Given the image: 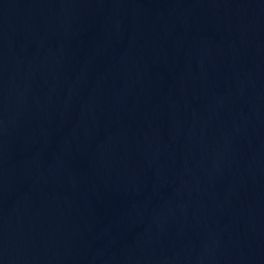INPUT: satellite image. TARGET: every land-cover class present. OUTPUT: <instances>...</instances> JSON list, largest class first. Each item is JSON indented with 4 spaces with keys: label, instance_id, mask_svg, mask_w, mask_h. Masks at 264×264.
Segmentation results:
<instances>
[{
    "label": "water",
    "instance_id": "95a60500",
    "mask_svg": "<svg viewBox=\"0 0 264 264\" xmlns=\"http://www.w3.org/2000/svg\"><path fill=\"white\" fill-rule=\"evenodd\" d=\"M0 264H264V0H0Z\"/></svg>",
    "mask_w": 264,
    "mask_h": 264
}]
</instances>
